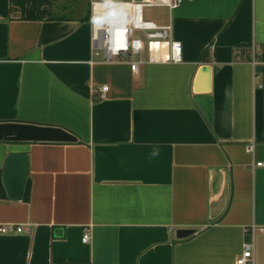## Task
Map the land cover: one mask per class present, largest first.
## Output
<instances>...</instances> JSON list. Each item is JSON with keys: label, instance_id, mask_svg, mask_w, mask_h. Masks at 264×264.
Instances as JSON below:
<instances>
[{"label": "crops", "instance_id": "obj_1", "mask_svg": "<svg viewBox=\"0 0 264 264\" xmlns=\"http://www.w3.org/2000/svg\"><path fill=\"white\" fill-rule=\"evenodd\" d=\"M11 5L0 0V121L79 141L0 142V171L26 153L30 187L28 200L0 196V224L23 227L0 233V264H237L246 243L248 264H264V0L159 6L149 20L172 23L182 60L147 55L136 72L94 55L90 0H53L50 19ZM223 169L229 199L210 221ZM180 227L199 232L178 240Z\"/></svg>", "mask_w": 264, "mask_h": 264}, {"label": "built area", "instance_id": "obj_2", "mask_svg": "<svg viewBox=\"0 0 264 264\" xmlns=\"http://www.w3.org/2000/svg\"><path fill=\"white\" fill-rule=\"evenodd\" d=\"M184 0H124L126 4V16L120 21L113 22L107 33L98 31L91 23V42L95 56L103 57L106 62L118 58L125 59L131 64L133 71H137L140 63L144 62V52L147 51L148 62L178 63L182 60L181 44L173 39L172 23L159 24L146 19L144 9L146 7L163 6L170 12L178 8ZM98 0H90V18L99 14L102 9L96 7ZM142 33L144 37L138 36ZM109 90L108 85L101 86L98 91L102 97ZM255 145L247 146V151L254 152ZM258 167H264V161L256 163ZM23 227L15 223L0 224V233L11 234L21 232ZM255 232V226L252 227ZM91 239L90 233L86 232L83 242ZM254 261V244L246 243L242 255L237 259V264H248Z\"/></svg>", "mask_w": 264, "mask_h": 264}, {"label": "water", "instance_id": "obj_3", "mask_svg": "<svg viewBox=\"0 0 264 264\" xmlns=\"http://www.w3.org/2000/svg\"><path fill=\"white\" fill-rule=\"evenodd\" d=\"M79 137L71 130L59 126L23 121H0V142L12 143H75ZM223 184L219 193L209 205V220H217L225 211L229 194L230 180L223 169ZM29 177V157L26 153H13L7 156L2 171V182L7 196L12 200H22ZM199 232L197 227H180L175 231L178 240H185Z\"/></svg>", "mask_w": 264, "mask_h": 264}, {"label": "trees", "instance_id": "obj_4", "mask_svg": "<svg viewBox=\"0 0 264 264\" xmlns=\"http://www.w3.org/2000/svg\"><path fill=\"white\" fill-rule=\"evenodd\" d=\"M53 0H11V12L15 16H20L24 19H43L52 18L50 9ZM256 58L264 62V45L261 46L259 53H256ZM251 52L247 53V59H251ZM30 187L27 185L25 192V200L29 199ZM0 196L6 197L5 188L2 182V171H0Z\"/></svg>", "mask_w": 264, "mask_h": 264}, {"label": "clouds", "instance_id": "obj_5", "mask_svg": "<svg viewBox=\"0 0 264 264\" xmlns=\"http://www.w3.org/2000/svg\"><path fill=\"white\" fill-rule=\"evenodd\" d=\"M96 7L102 11L99 14L94 11L90 22L98 31L104 30L106 33L112 27L113 22L124 19L127 12L124 0H98ZM151 155H159L158 149L154 150Z\"/></svg>", "mask_w": 264, "mask_h": 264}, {"label": "rangeland", "instance_id": "obj_6", "mask_svg": "<svg viewBox=\"0 0 264 264\" xmlns=\"http://www.w3.org/2000/svg\"><path fill=\"white\" fill-rule=\"evenodd\" d=\"M85 3V0H84ZM160 8L158 6H154V7H146L144 9V16L146 19H150L152 18H156L160 15ZM138 36L144 37L142 33H138ZM147 51L144 52V57H147Z\"/></svg>", "mask_w": 264, "mask_h": 264}]
</instances>
